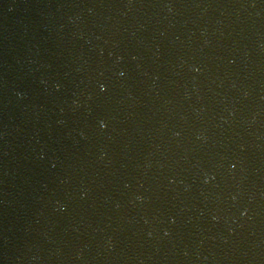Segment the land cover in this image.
I'll return each instance as SVG.
<instances>
[{"label": "water", "instance_id": "1", "mask_svg": "<svg viewBox=\"0 0 264 264\" xmlns=\"http://www.w3.org/2000/svg\"><path fill=\"white\" fill-rule=\"evenodd\" d=\"M0 264H264V0H67L0 124Z\"/></svg>", "mask_w": 264, "mask_h": 264}, {"label": "clouds", "instance_id": "2", "mask_svg": "<svg viewBox=\"0 0 264 264\" xmlns=\"http://www.w3.org/2000/svg\"><path fill=\"white\" fill-rule=\"evenodd\" d=\"M100 127H101V128H103V127H104V124H103V122H101V124H100Z\"/></svg>", "mask_w": 264, "mask_h": 264}, {"label": "snow or ice", "instance_id": "3", "mask_svg": "<svg viewBox=\"0 0 264 264\" xmlns=\"http://www.w3.org/2000/svg\"><path fill=\"white\" fill-rule=\"evenodd\" d=\"M105 89L103 88V86L101 87V91H104Z\"/></svg>", "mask_w": 264, "mask_h": 264}]
</instances>
